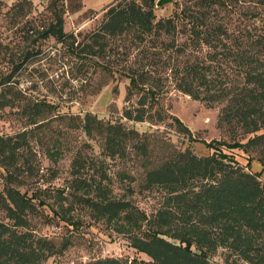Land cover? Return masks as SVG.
I'll list each match as a JSON object with an SVG mask.
<instances>
[{"label":"trees","instance_id":"16d2710c","mask_svg":"<svg viewBox=\"0 0 264 264\" xmlns=\"http://www.w3.org/2000/svg\"><path fill=\"white\" fill-rule=\"evenodd\" d=\"M229 6L228 0H172L170 11L160 15L155 0H112L77 39L79 32L62 29L61 0H48L47 15L38 22L24 18L29 1L3 9L0 0V20L19 21L27 43L15 54L0 40L7 48L0 63V118L16 123L0 130V264H49L68 241L37 234L30 216L41 211L46 221L72 228L75 204L91 222L103 224L106 236L120 235L138 254L95 256L82 264H215L210 253L217 248L224 249L225 264H264V179L247 168L250 159L240 162L225 151L253 150L264 166V27L227 25L218 14ZM48 37L66 54L58 66L68 81L88 85L92 93L101 83L85 81L87 72L126 78L119 111L109 117L71 113L60 109L73 100L62 87L53 100L30 93V85L18 86L13 75ZM39 72V79L46 74ZM167 83L206 106L218 105L216 120L228 138L192 136L160 102ZM54 119L79 129L98 151L74 153L62 184L43 185L36 146L47 144ZM132 122L148 126L138 130ZM161 123L186 143L178 145ZM195 140L208 151L195 152L189 145ZM42 153L56 159L52 149ZM126 156L136 166L112 171V162ZM115 174L127 179L124 194L114 192ZM135 191L154 194L150 211L135 203Z\"/></svg>","mask_w":264,"mask_h":264},{"label":"rangeland","instance_id":"374dc122","mask_svg":"<svg viewBox=\"0 0 264 264\" xmlns=\"http://www.w3.org/2000/svg\"><path fill=\"white\" fill-rule=\"evenodd\" d=\"M15 0H2L5 9L9 7ZM29 1V11L24 18L39 21L47 15L45 4L48 0H27ZM63 6L62 12V29L67 32L76 34V38L85 33L87 30L94 27L101 18V13L105 4L112 0H61ZM229 7L225 10H220L218 17L230 26H244L250 22L257 26L264 27V0H228ZM157 14L165 15L170 11L172 0L156 5ZM23 31L20 27V22L10 19L0 20V40L8 42L11 51L17 54V50L27 44L24 41ZM43 49L36 56L24 65V68L16 71L13 75L19 87L30 85L27 90L30 93H38L49 99L56 100V89L62 87L63 94L71 95L72 101L62 103L61 110H67L71 113H78L84 110L95 113L97 116L109 117L115 111H119L124 104L123 95L125 91L124 85L126 78L121 75L104 76L100 73H95L90 76L89 72L85 74V81L96 84L101 83L99 89L94 92H89L90 86L80 85L78 81L72 79L68 81L67 75H60V67L62 61H65V53L54 45L53 39L48 37L41 44ZM7 48H0V63H4L2 54H6ZM67 64H64L66 67ZM37 69V70H35ZM40 71H46V74L39 79ZM100 74V75H99ZM30 83V84H29ZM69 83H72L70 86ZM84 83V82H82ZM116 84V90L113 86ZM165 92L160 98V102L169 112L175 114L184 123L191 135L205 141L209 139L228 138V130L217 123L216 116L218 105L206 106L202 101L193 99L187 94H184L168 83ZM56 96V97H55ZM3 114H0V117ZM132 125L142 130L148 126L147 122H132ZM16 123L13 120L0 118V130L10 131L14 129ZM157 125H151V128ZM159 129H163L170 134L178 145L183 146L185 136L179 133L170 131L163 123L158 125ZM48 133L47 144L42 148L36 146V157L38 160L39 181L43 185H60L64 178L67 177L68 162L74 153L78 152L81 155H87L90 152H97L98 147L94 140L88 138L77 128L68 127L59 119H54L50 123V127L46 130ZM44 134H46L44 132ZM53 139L54 142H53ZM190 147L197 153H206L208 148L200 141H192ZM45 149H52L56 152V159L50 160L42 153ZM226 152H231L232 155L240 162L250 159L247 168L252 171H258V177L264 179V166L262 167L258 159L255 157L258 152L250 150V155L245 154L242 150L232 148L225 149ZM262 154L261 152L259 153ZM126 156L122 159H115L110 165L112 171L128 170L136 164ZM116 179H113L114 192L124 194V186L128 184L127 179L118 180L119 177L115 174ZM48 192H45L47 195ZM132 199L145 211H150L154 207L155 199L152 192L135 191L132 193ZM84 209L80 204H75L73 211L70 212L75 219L76 225L72 228H65L58 225L53 220L46 221L41 211H37L30 216V227L37 234H43L56 243L61 239H67L64 249L48 258L49 264H82L83 261L103 255H120L132 256L138 255L133 249L127 245L126 241L118 234L111 233L106 236L103 224L100 222H91L85 215ZM224 249L217 248L210 253V259L215 264H225L223 260ZM230 258V257H229ZM237 264H247L246 262L236 259Z\"/></svg>","mask_w":264,"mask_h":264},{"label":"water","instance_id":"95a60500","mask_svg":"<svg viewBox=\"0 0 264 264\" xmlns=\"http://www.w3.org/2000/svg\"><path fill=\"white\" fill-rule=\"evenodd\" d=\"M169 0H155V5H159L161 3L167 2Z\"/></svg>","mask_w":264,"mask_h":264}]
</instances>
